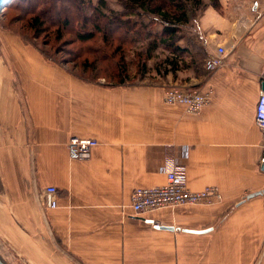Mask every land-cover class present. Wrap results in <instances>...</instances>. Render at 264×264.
<instances>
[{"label": "crops", "instance_id": "crops-1", "mask_svg": "<svg viewBox=\"0 0 264 264\" xmlns=\"http://www.w3.org/2000/svg\"><path fill=\"white\" fill-rule=\"evenodd\" d=\"M0 57V242L9 264H264L262 131L264 0H203L181 27L183 52L153 53L147 83L85 81L17 36ZM225 49L224 65L205 60ZM214 90L192 113L169 87ZM72 136L98 141L70 158ZM189 149L188 158L182 148ZM186 164L211 204L137 214L136 188L166 183L163 165ZM56 186L59 206L44 189ZM173 227V230L163 228ZM7 263V264H8Z\"/></svg>", "mask_w": 264, "mask_h": 264}, {"label": "rangeland", "instance_id": "rangeland-1", "mask_svg": "<svg viewBox=\"0 0 264 264\" xmlns=\"http://www.w3.org/2000/svg\"><path fill=\"white\" fill-rule=\"evenodd\" d=\"M39 1L9 0L2 9L0 12V57L4 51L2 36L11 35L17 36L27 44L34 46L46 58L65 67L72 74L85 81L114 85L120 81L117 66L123 64L127 66L125 83H147L152 80V77L147 74L148 71H142L141 65L142 62H145L147 70H149L150 59L146 60L145 54L151 41L155 40L156 37H161L163 29V25L153 16L131 17L132 23L135 20L144 23L145 30L140 34L134 32V25L132 24L122 27L114 24L108 27L105 32L96 33L93 40L82 42L78 39L77 34L94 30L95 20L92 7L100 6L103 13L111 16L125 10L123 3L119 0H80V8L72 0H69L70 2L68 0L52 1L53 4L50 5L51 8L48 12L49 18L62 19L68 14L72 18L70 29L60 32L61 36L58 37L59 33H55V29H52L50 33L37 34V31L29 25V16H27L26 10ZM99 24L104 27L106 23L102 19ZM145 32L151 36L145 37ZM104 33L109 34V42L104 41ZM166 51L170 50L162 44L154 51L155 54L158 53L159 58L152 63L154 66L163 62L167 56ZM140 54L142 55L140 56ZM0 250H2V242H0ZM0 257L2 258L1 253Z\"/></svg>", "mask_w": 264, "mask_h": 264}, {"label": "built area", "instance_id": "built-area-1", "mask_svg": "<svg viewBox=\"0 0 264 264\" xmlns=\"http://www.w3.org/2000/svg\"><path fill=\"white\" fill-rule=\"evenodd\" d=\"M225 49L218 48V53L209 56L205 60V67L214 71L224 65ZM214 96V90L198 88L169 87L165 92V101L169 104H184L192 113L201 112L210 104ZM256 122L262 131L263 154L260 164H264V92L259 96L256 108ZM98 141L94 138H82L72 136L68 143L71 159L79 160L87 158ZM181 156L186 160L189 149L182 148ZM166 174V183L161 186L136 188L132 194V208L137 214H142L162 208L174 207L183 204H211L222 199V195L216 187H207L194 191L188 186L186 164L178 159H169L163 165ZM42 198L48 208H57L58 189L56 186H48L42 193Z\"/></svg>", "mask_w": 264, "mask_h": 264}, {"label": "trees", "instance_id": "trees-1", "mask_svg": "<svg viewBox=\"0 0 264 264\" xmlns=\"http://www.w3.org/2000/svg\"><path fill=\"white\" fill-rule=\"evenodd\" d=\"M54 0H40L36 4L30 6L26 10L27 16H29V25L32 29L38 33L52 32L55 29V33H61L65 30L70 29L71 16L69 14L60 19L57 17L49 18L48 12L50 11V5L53 4ZM69 1V0H68ZM78 7L81 8L80 0H72ZM123 3L125 10L120 13H114L115 15L109 16L101 11L100 6L92 7L94 11V30H89L85 33H78L77 37L82 42L93 40L96 37V33L105 32L108 27L114 24L118 27L123 25H134V32L140 34L145 30L143 22L137 20L132 23L131 17L141 16H153L158 22L163 25L161 37H156L155 40L151 41L148 51L145 54V59L149 60L152 57L153 52L159 47L164 45L167 49L175 54L183 52L184 49L178 46L181 27L188 24L192 18L196 15V12L202 7L203 0H119ZM70 2V1H69ZM83 4V3H82ZM76 5V6H77ZM91 5V4H90ZM77 7V8H78ZM104 19L105 26H100L99 21ZM147 35V36H146ZM104 41L110 40L108 33L103 35ZM151 34L145 32V37H150ZM160 38V39H159ZM159 39V40H158ZM135 40V38H134ZM136 41V40H135ZM160 41V42H159ZM142 54H140L141 56ZM142 71L147 72V64L142 62ZM118 67V74L120 81L116 84H125V77L127 73V66L123 64Z\"/></svg>", "mask_w": 264, "mask_h": 264}, {"label": "water", "instance_id": "water-1", "mask_svg": "<svg viewBox=\"0 0 264 264\" xmlns=\"http://www.w3.org/2000/svg\"><path fill=\"white\" fill-rule=\"evenodd\" d=\"M9 2V0H0V12L2 9L6 6V4ZM263 91H264V82H263ZM263 170H264V164H263ZM163 228L173 230V227L164 226ZM0 264H7L1 257H0Z\"/></svg>", "mask_w": 264, "mask_h": 264}]
</instances>
